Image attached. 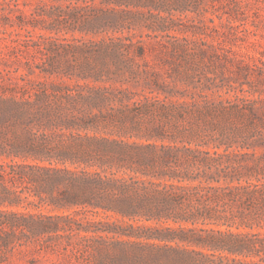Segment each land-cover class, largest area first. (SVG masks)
Masks as SVG:
<instances>
[{"label": "trees", "instance_id": "trees-1", "mask_svg": "<svg viewBox=\"0 0 264 264\" xmlns=\"http://www.w3.org/2000/svg\"><path fill=\"white\" fill-rule=\"evenodd\" d=\"M171 4L0 0V264H264V60L133 32Z\"/></svg>", "mask_w": 264, "mask_h": 264}, {"label": "rangeland", "instance_id": "rangeland-1", "mask_svg": "<svg viewBox=\"0 0 264 264\" xmlns=\"http://www.w3.org/2000/svg\"><path fill=\"white\" fill-rule=\"evenodd\" d=\"M18 1L20 7L28 13L33 9L37 0ZM169 1L172 3L171 6L163 11L153 9L148 5L143 7L142 20L135 25L133 32L146 33L150 30L145 25L163 23L169 27L163 33L179 37L180 42H183L184 47H187L185 48L186 53H184L186 58L192 51L193 45L199 46L204 43L203 41L216 44L224 39L227 41L226 46H230L236 55H241L250 63L253 60V62H257V58L264 60V0H188L185 4H181L180 0ZM231 8L233 10H229ZM153 13L156 14V17L153 16ZM159 16L163 18L159 19ZM36 31L39 32V30ZM151 32L157 33L158 30H151ZM75 35L79 34L75 33ZM144 38L148 44H151L150 42L155 44V38ZM172 39L173 37L170 40ZM161 51L165 50L147 45L144 57H136V60L142 68L147 63L145 68L153 67L154 70L165 76L168 66L160 62ZM14 55L10 36L6 32H0V67H3L5 63H12ZM194 56L195 58L199 57L197 54ZM42 210L48 211L49 209L47 207ZM87 216L96 219L103 218L102 215L96 216L91 213H87ZM32 256L34 264H79L72 256L61 253L40 252ZM27 259L33 258L28 256ZM12 264H28V262L24 259H15Z\"/></svg>", "mask_w": 264, "mask_h": 264}]
</instances>
